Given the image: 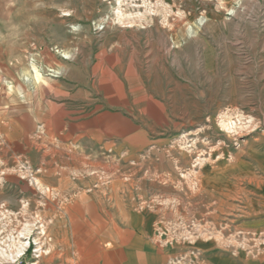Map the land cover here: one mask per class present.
I'll return each instance as SVG.
<instances>
[{
  "label": "rangeland",
  "instance_id": "374dc122",
  "mask_svg": "<svg viewBox=\"0 0 264 264\" xmlns=\"http://www.w3.org/2000/svg\"><path fill=\"white\" fill-rule=\"evenodd\" d=\"M7 15L0 20L9 33L0 94L29 97L41 79H52L63 119L48 132L0 102V127L16 114L28 127L22 141L0 143L9 151L6 168L0 162V264H25L32 255L30 183L50 174L47 166L57 175L73 167L160 192L167 219L180 225V264L200 255L196 239L215 240V254L258 253L264 0H17ZM43 50L55 53L53 62ZM66 123L80 127L86 152H95L93 171L63 152L53 164L52 148L67 145ZM23 244L13 262L9 255Z\"/></svg>",
  "mask_w": 264,
  "mask_h": 264
},
{
  "label": "crops",
  "instance_id": "0c3cea01",
  "mask_svg": "<svg viewBox=\"0 0 264 264\" xmlns=\"http://www.w3.org/2000/svg\"><path fill=\"white\" fill-rule=\"evenodd\" d=\"M13 1L17 0H0V20L3 22L9 16L7 5ZM7 36L9 33L0 30V80L2 71L6 69ZM15 36L22 39L23 35ZM27 37L31 41L34 39L31 35ZM15 50L22 52L23 48L19 45ZM41 53L44 55V50ZM44 57L53 62L56 56L48 50ZM55 86L57 85L54 80L41 79L35 95L29 94V97L21 98L12 93L5 95L1 92L0 102L7 101L11 106L9 111L20 115L28 114L29 119L27 116L25 119L31 120L33 127L45 125L49 132L54 128L55 120L63 119L59 117L58 107L52 97ZM4 118L9 121H3L0 127V143H3V146L7 142L11 145L22 141V135L25 138L28 136V127L21 120V116L16 114ZM66 124H63L61 130H66L63 135L67 134V142L63 144L67 145H62V149L56 146L52 148L50 153L53 164L56 154L63 152L67 158L86 164V169L90 168L89 172L93 171L96 154L93 150L86 152L82 143L83 131L80 127L73 130L74 127L70 123ZM56 134L54 130V136ZM0 152V162L5 167L4 158L9 151L1 148ZM50 167H46L50 174L33 176L30 183L31 197L28 209L30 221L36 220V223L31 241L32 255L26 260L27 263L180 264L177 262L180 251H176L181 248L182 243L176 234L180 231V225L175 219H167L172 213L161 208V200L164 198L160 192L151 193L147 184L138 190H134V187L127 188L128 182L121 183L119 178L85 174L73 167L67 169L70 170L69 175H57L55 171L53 174V167ZM119 184L126 186L122 188ZM158 184L161 186V181ZM119 200L126 202L119 203ZM259 228L262 229L261 225L257 229L254 226L253 230ZM199 229L211 231L205 225H200ZM200 240L196 239V242L201 248L195 247L200 255L190 259L192 264H264V236L259 237L260 243H263L254 246L258 253L252 255L245 254L246 251L236 255L223 250L215 254L210 250L215 248V240L205 243ZM170 251H174L176 256L170 255Z\"/></svg>",
  "mask_w": 264,
  "mask_h": 264
},
{
  "label": "bare ground",
  "instance_id": "6f19581e",
  "mask_svg": "<svg viewBox=\"0 0 264 264\" xmlns=\"http://www.w3.org/2000/svg\"><path fill=\"white\" fill-rule=\"evenodd\" d=\"M68 57V56H67ZM26 244V243H25ZM25 244H23V246L21 245V246H16L17 247V249H16V251L11 255H9V257H10V259H11V257H13L11 260L14 262V260H15V256L19 253H21V251H22V248L25 246Z\"/></svg>",
  "mask_w": 264,
  "mask_h": 264
},
{
  "label": "built area",
  "instance_id": "2783aa9c",
  "mask_svg": "<svg viewBox=\"0 0 264 264\" xmlns=\"http://www.w3.org/2000/svg\"><path fill=\"white\" fill-rule=\"evenodd\" d=\"M17 263H18V264H24V263L22 262V260L17 261ZM25 264H28V263H25Z\"/></svg>",
  "mask_w": 264,
  "mask_h": 264
}]
</instances>
